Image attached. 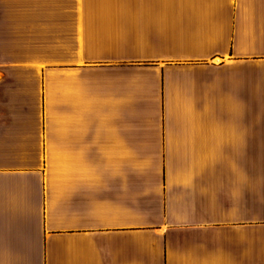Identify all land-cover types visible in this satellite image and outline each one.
Instances as JSON below:
<instances>
[{
	"label": "crops",
	"instance_id": "obj_1",
	"mask_svg": "<svg viewBox=\"0 0 264 264\" xmlns=\"http://www.w3.org/2000/svg\"><path fill=\"white\" fill-rule=\"evenodd\" d=\"M0 264H264V0H0Z\"/></svg>",
	"mask_w": 264,
	"mask_h": 264
}]
</instances>
